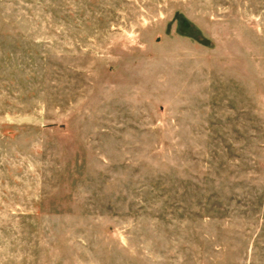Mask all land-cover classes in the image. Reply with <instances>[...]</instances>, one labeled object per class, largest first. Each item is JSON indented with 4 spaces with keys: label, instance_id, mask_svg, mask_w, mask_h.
<instances>
[{
    "label": "rangeland",
    "instance_id": "rangeland-1",
    "mask_svg": "<svg viewBox=\"0 0 264 264\" xmlns=\"http://www.w3.org/2000/svg\"><path fill=\"white\" fill-rule=\"evenodd\" d=\"M0 264H264V0H0Z\"/></svg>",
    "mask_w": 264,
    "mask_h": 264
}]
</instances>
